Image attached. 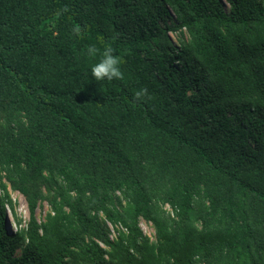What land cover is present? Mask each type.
Returning a JSON list of instances; mask_svg holds the SVG:
<instances>
[{
  "label": "trees",
  "instance_id": "1",
  "mask_svg": "<svg viewBox=\"0 0 264 264\" xmlns=\"http://www.w3.org/2000/svg\"><path fill=\"white\" fill-rule=\"evenodd\" d=\"M0 264H264V0H0Z\"/></svg>",
  "mask_w": 264,
  "mask_h": 264
},
{
  "label": "clouds",
  "instance_id": "2",
  "mask_svg": "<svg viewBox=\"0 0 264 264\" xmlns=\"http://www.w3.org/2000/svg\"><path fill=\"white\" fill-rule=\"evenodd\" d=\"M69 8L64 6L57 10L56 16L59 17L68 12ZM83 29L80 25L73 26L72 33L77 38L81 37ZM85 54L90 58H95L99 55V60L92 64L90 72L96 81H112L123 80L124 73L121 69L122 58L114 54V49L111 46L105 47L102 51L96 45H88L85 49ZM134 98L137 102H147L151 99L147 88H140L134 93Z\"/></svg>",
  "mask_w": 264,
  "mask_h": 264
},
{
  "label": "rangeland",
  "instance_id": "3",
  "mask_svg": "<svg viewBox=\"0 0 264 264\" xmlns=\"http://www.w3.org/2000/svg\"><path fill=\"white\" fill-rule=\"evenodd\" d=\"M173 38H175L174 35ZM6 188L13 203V210L7 208V219H8L7 221L11 230L15 231L20 226L23 227L25 225V222L28 219V210H27L26 202L20 193L17 192L16 190L11 189L9 185H7ZM162 208L170 212V208L168 207V205H163ZM48 210L49 207L46 202H42L38 206L36 210V215L39 221H42L44 219V216ZM107 225L110 230L109 233L110 237L114 238L116 234L115 230L116 228L120 229L121 228L120 225L119 224L112 225L111 223L108 222ZM139 225L141 227L143 234L146 235L150 240H154L153 225L150 222L145 221L143 219L139 220Z\"/></svg>",
  "mask_w": 264,
  "mask_h": 264
}]
</instances>
